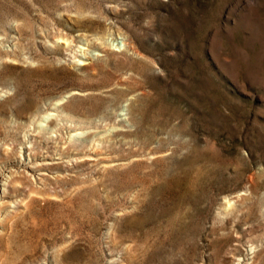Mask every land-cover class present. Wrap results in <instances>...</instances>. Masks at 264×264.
<instances>
[{
  "label": "rangeland",
  "instance_id": "1",
  "mask_svg": "<svg viewBox=\"0 0 264 264\" xmlns=\"http://www.w3.org/2000/svg\"><path fill=\"white\" fill-rule=\"evenodd\" d=\"M0 264H264V0H0Z\"/></svg>",
  "mask_w": 264,
  "mask_h": 264
},
{
  "label": "bare ground",
  "instance_id": "2",
  "mask_svg": "<svg viewBox=\"0 0 264 264\" xmlns=\"http://www.w3.org/2000/svg\"><path fill=\"white\" fill-rule=\"evenodd\" d=\"M0 206H1V203H0Z\"/></svg>",
  "mask_w": 264,
  "mask_h": 264
}]
</instances>
